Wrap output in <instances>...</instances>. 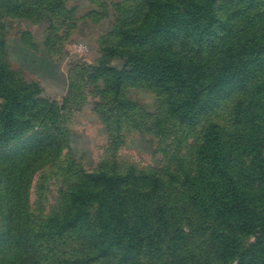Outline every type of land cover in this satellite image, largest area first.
Instances as JSON below:
<instances>
[{"label":"rangeland","instance_id":"rangeland-1","mask_svg":"<svg viewBox=\"0 0 264 264\" xmlns=\"http://www.w3.org/2000/svg\"><path fill=\"white\" fill-rule=\"evenodd\" d=\"M252 1L212 0L214 20L201 22L196 13L202 10L192 6L202 0L0 2V38L6 41L0 66L14 75L7 89L0 86V96L18 83L36 90L48 104L39 105L33 116L23 114L33 122L28 124L29 139L17 143L13 151L36 144L38 137L57 141L45 152L38 151L43 154L41 165L23 181L28 185V209L38 218L60 215L66 209L65 193L83 179L80 171L116 174L123 180L115 197L98 182L91 183L89 232L112 236L99 226L102 218L96 204L118 199L125 204L129 223L140 228L153 222L144 212L146 204H169L168 223L180 230L176 236L169 232L141 246L120 241L116 247L110 243L88 253L76 240H67L64 246H69L71 258L90 256L88 264H264V184L254 179L247 151L256 126L252 117L261 73L255 69L249 78L244 73L225 76L222 70V60L234 66L239 52L251 61L245 64L249 71L256 56H264V0ZM200 31L207 34L203 37ZM200 37L214 48L201 52ZM245 43L249 47L243 48ZM199 53L206 59L205 82L220 77L223 81L194 101L189 88L198 76ZM123 69L143 74L120 76L117 85L116 73ZM224 97L214 110L201 112L209 101ZM6 110L0 107V117ZM242 110L246 124L237 120ZM178 111L195 116L194 124L178 119ZM212 124L217 130L208 140L214 151L210 157L214 160L219 150H226L224 164L260 194L252 199L255 218L218 219L212 213L207 221L183 187H189L188 176L201 170L197 151ZM37 154L28 159L32 167ZM7 166V161H0V216L6 211L1 190L9 183L3 176ZM154 178L161 181L155 193ZM235 203L233 214L242 212L243 204L238 199ZM124 232L123 238L130 235L128 229ZM105 252L112 256L100 260Z\"/></svg>","mask_w":264,"mask_h":264},{"label":"trees","instance_id":"trees-1","mask_svg":"<svg viewBox=\"0 0 264 264\" xmlns=\"http://www.w3.org/2000/svg\"><path fill=\"white\" fill-rule=\"evenodd\" d=\"M5 0H0V2ZM195 1V0H193ZM255 3V0L252 1ZM197 10H202L200 13H196L198 16V21L201 22L202 19L214 20V4L212 0H202V2H193ZM204 14V15H202ZM208 26H210L208 24ZM200 31V35L203 37L207 33ZM0 56L4 51L6 41L4 38H0ZM250 44L245 43L243 48L249 47ZM199 47L203 51L204 48H214V44L210 43V46L205 43L204 39L200 37ZM226 48L233 49L232 47L226 45ZM234 52V51H233ZM237 58V63L233 66V63L225 64V60H222L223 74L225 76L238 75L241 73L248 74V77L255 69L259 75L260 82L262 86L257 89L255 101L258 103L256 114L252 117L255 123L254 130L252 131V144L248 147V152L252 156V164L254 166L253 173H255V180L262 182L264 184V56L263 54H258L255 59V65L252 71H249L247 63L251 62L240 56ZM114 56H117L113 54ZM200 60L198 66V76L196 75L195 82L190 86L189 99L199 100L202 94H208L216 90L217 85L223 81L220 78H216L211 82H205L206 79V59L203 54L199 53L198 61ZM195 68V69H196ZM232 69L231 72L229 70ZM116 84H119L120 76H141L143 73L140 71L127 72L124 69L121 73H116ZM14 75L10 73V70L6 66H0V86H4L7 89V85L12 83L14 80ZM254 76V75H253ZM193 77V76H191ZM257 76H255L256 79ZM204 79V80H203ZM251 80V79H250ZM15 83V82H14ZM16 86L17 88L13 87ZM12 90H9L6 94L0 96L4 101L3 110L6 108L4 115L0 117V161L9 163L3 171L6 176L8 185L4 186L1 190L3 193V202L6 207L4 215L0 216V264H39V263H52V264H88L91 262L92 258L90 256L83 255L81 257L71 258L69 256L71 252L69 246H64V242L67 240H76L78 242V248L86 251L100 249L102 246L105 249L110 243L113 247H116L122 243L131 244L133 246H141L143 242L155 241L161 235L168 234L171 232L176 236L179 233V229L171 226L168 223L167 216L169 215L170 205H145L146 213L150 214L153 218V222L150 226L144 225L142 228L136 224V226L129 223V218L127 217V210L125 209V204L122 200L112 202H99L97 206V214L102 218L99 222L101 229L106 228L111 231L112 236L104 235L102 232L95 230L94 232H89L88 230L92 227L90 224V209L93 206L90 199L93 198V193L90 191L91 183L98 182L101 186L105 187L108 194L115 197L117 193V187L120 180H123L120 175H107L106 173H100L98 175L86 173L80 171L83 179L77 185L71 186L65 193V205L66 209L60 215H54L49 218L36 217L28 209L27 203V191L28 185L23 182L26 177L35 172L41 165V159L43 154H37L39 150H44V152L51 146L57 143L55 138H43L37 137V143L21 148L20 151H13L15 147H18L19 142H24L29 139L28 124L33 123L32 121L23 119V114H29L33 116L38 110V106L41 104H46L42 99L39 98V94L36 90H30V87H23L16 83L12 84ZM118 87V86H116ZM235 94V93H233ZM231 94V95H233ZM224 99L215 98L209 101L201 112H209L217 108L220 102ZM247 101V99H246ZM53 103V102H52ZM51 103V104H52ZM243 103L238 102V104ZM48 105V104H46ZM51 106V105H50ZM22 116H19L21 115ZM241 114L243 116L239 119L246 124L248 119H246L247 114L242 110ZM177 118L180 120H185L188 124H194L195 116H188L179 112ZM37 124V123H36ZM217 126L215 124L210 125L204 136V143L200 146L197 151V155L200 158L201 170L194 176H188L187 182H189L188 195L190 196V202L201 211V214L208 221L209 215L215 216L216 218L228 219L229 216H234L237 219L242 218L244 215L245 220H249L252 216L255 218V205L253 204V198L258 197L260 194L254 193L252 186L245 184L243 179L237 178L231 168H228L224 164L227 160L226 150L220 151L217 157L211 158L214 155V151L209 147L208 140H211V136H215ZM19 134L21 137L14 139V135ZM35 135V134H34ZM47 139V140H46ZM212 153V154H211ZM37 154L38 156L33 160L32 165L28 163L30 156ZM230 155V154H228ZM36 156V155H35ZM5 157V158H3ZM260 161V164L258 163ZM1 178V177H0ZM13 178V179H12ZM174 179V178H173ZM16 180L19 184L15 183ZM23 182V183H22ZM153 193H155V188L157 185L161 184V181L157 178L153 179ZM187 182L185 183L187 185ZM261 193V192H259ZM258 194V195H257ZM264 196V191L262 192ZM238 199L239 202L243 204L242 212H237L235 200ZM252 202V205H251ZM247 210V211H246ZM197 212V213H199ZM251 213V214H250ZM104 217L107 220H104ZM208 223V222H207ZM246 223L243 224L245 226ZM247 225V224H246ZM120 226L122 229H120ZM129 230L130 235L125 236L124 231ZM215 234V232H214ZM112 237V238H111ZM104 249V250H105ZM4 256L5 259H3ZM112 253L105 252L99 256L100 260L109 259ZM239 257H242L239 255ZM9 258V259H8ZM133 258V257H131Z\"/></svg>","mask_w":264,"mask_h":264}]
</instances>
